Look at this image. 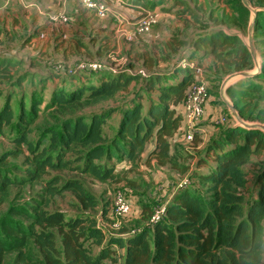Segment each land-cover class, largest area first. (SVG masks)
Here are the masks:
<instances>
[{"label": "trees", "instance_id": "trees-1", "mask_svg": "<svg viewBox=\"0 0 264 264\" xmlns=\"http://www.w3.org/2000/svg\"><path fill=\"white\" fill-rule=\"evenodd\" d=\"M222 1L231 13H222L219 18L213 14L215 9L206 10L204 4H199V8L208 12V20L213 25L244 29L246 22L234 17L239 0ZM255 1L264 7V0ZM145 5L152 10L150 3ZM261 13L263 17H257L253 30L262 38L261 45L264 46V10L258 15ZM194 20L197 29L190 35L189 46L192 49L186 54L202 51L210 56L208 68L216 81L250 67V52L237 36L216 29L201 33L202 28L198 27L201 24ZM155 22L156 18L152 26ZM188 25L192 22L188 21ZM82 47L86 57L92 54L87 45ZM98 51L99 47L95 52ZM137 54L143 58L144 65L152 68V63L146 58L147 53ZM262 56L264 58V51ZM79 62L78 59L69 66L61 61L50 62L42 76L41 80L58 76L76 82L86 74L99 75L97 81L79 82L69 91L53 88L50 104L55 108L64 110L79 100L98 102L112 98L116 93L127 90L132 79L124 74H131V69L124 72H112L107 68L83 69L70 73L71 67ZM19 66H22L20 59L1 53L0 84L14 82L16 78L12 80V75ZM188 68L180 69L182 73H175L174 79L167 81L157 73L155 81L147 83L150 90H156L154 96L157 101H149L146 109L140 102L124 109L118 117L116 133L110 140L103 134L101 116L94 115L88 124L79 117L63 122L60 133L51 131L47 146L41 145L40 140L32 144L26 135L29 124L34 121L37 105L31 103L30 111L26 112L24 105L19 103L16 119L19 133L13 139L14 149L0 157V211L9 201L7 213L0 217V264H108V260L115 263L117 258L121 262L118 264L263 262L264 133L258 129L226 126L223 137H215L203 156L197 155L194 169L206 168L200 174L193 173L198 182L192 181L194 178L189 174L190 187L184 185L174 191L156 222L151 217L161 206L156 202L150 208L147 203H141L140 214L147 222L134 231L125 232L124 227L119 232L108 234L90 214L97 205V198L85 190L79 178H65L57 173L66 169L100 182H124L126 187H131L134 180L121 175V170L115 172V164L125 160L130 167H135L148 151L149 144H153V148L149 150L147 160L153 157L158 165L175 169L178 153L171 151L170 140L183 119L177 106H182L194 78L193 71ZM103 72H111L112 75ZM28 76L33 78L35 74L24 72L17 76L15 83L20 85ZM238 83L240 85L232 87L229 92L240 116L250 121L258 120L264 116V106L259 105V102H264V63L257 74ZM14 114L7 95L3 106H0V128L9 125ZM24 144L29 151L24 162L29 165L24 169L26 175L16 180L9 177L1 165L6 164L9 155L16 157L22 154ZM74 147L84 152H79L77 159L66 157L74 152ZM112 157L115 161L109 163ZM254 157L261 167L256 174L254 192L249 194L246 192L249 184L244 166L256 164ZM35 184H39L37 189ZM15 186H26L27 192H33V195L29 194L20 203H15L16 195L11 196ZM66 191L72 194L74 201L71 207L79 210V214L67 216V211L57 203V197L64 196ZM107 210V207L101 208V221L112 224V206L108 221L105 219ZM58 236L61 237L60 242Z\"/></svg>", "mask_w": 264, "mask_h": 264}, {"label": "rangeland", "instance_id": "rangeland-1", "mask_svg": "<svg viewBox=\"0 0 264 264\" xmlns=\"http://www.w3.org/2000/svg\"><path fill=\"white\" fill-rule=\"evenodd\" d=\"M7 1L8 0H0V9L4 11L8 10L9 13H14L13 17H22L21 13H23V10H21L17 0H15L13 3L11 0L9 3H7ZM37 1V6H39V9L42 10L43 8L42 11L48 12L47 6L50 4V0ZM183 1V8H177L173 7V4L176 3L175 0H163L162 2L167 4L165 7L170 10L171 14L162 18V22H165L166 30L164 29V26H160L158 28L156 27V24L155 26L151 25V29H149L146 34H141L142 36H147L148 38H142L141 35H137L139 37V41L136 47L132 46L129 48L128 41H126L123 37H121L119 41L116 40L115 37L117 35L119 36V30L118 28H115L117 26H114L111 36L109 33L110 38L107 40L99 29L93 30L91 28V23L88 24V27L83 25L81 33L85 35L84 42L88 43L87 45L91 49L92 54H87L88 57H86L82 51L80 53L76 52V54H73L75 58L78 57L77 59H79L80 62H83V65L86 67L90 63H96V65L100 64L101 68H107L112 72H124L125 70L127 71L131 69V74L124 73L132 77L127 90L120 91L116 93L114 97L100 100L98 102L79 100L72 103L69 108L64 110L55 108L50 104V92L53 90V88L56 90L63 88L66 91H69L71 87L75 86V84L77 85L79 82L88 84L92 80L95 82L98 80L99 76H95L93 73L86 74L83 79H77L78 81L76 80V82L74 79L71 80L69 78H61L58 76H50V78L41 80L42 76L47 72L46 68L53 64V62L57 60L56 56L60 57L59 55H61L63 52L65 45H63L62 42H59L58 39H54L53 42H42V45H40L38 49L40 52L38 53L37 50L30 49L29 47H25V49H23L24 47L21 44V40L26 37L27 33H23V31H26V28L23 24H21V27L23 28H16V31L14 32L16 37L14 43L15 47H10V43H6L5 45L9 50L8 52L14 55L13 57H16L18 60L20 59V61H22V66H19L18 70L13 73L12 80L15 78L17 79V76L22 75L24 72H31L35 74V76L33 78L28 76L20 85L15 83L16 79L12 83H10L11 81H8L2 82L0 84V106H3L5 97L9 95L10 105L15 110V114L10 124L2 125L0 128V157L8 151L14 149L13 139L19 133V127L16 125V119L20 107L19 103L24 105L26 112L30 111L31 103L37 105L34 121L29 124V132L26 135L27 140L32 144H35L40 140L41 145L47 146L49 143V137L52 133L51 131L60 133L62 131L63 122L67 120L73 121L76 117H79L88 124L94 115L101 116L103 134L110 140L116 133L118 117L121 115L124 109L129 108L130 105L137 102H140L143 105V109H146L149 101H157L154 96L156 94V90H150L147 84L151 81H155V76H157V73H161L159 77H161V79L164 81L173 80L175 73L180 74L182 73L180 69L189 67L188 69L194 73L192 83H200L203 80V84L206 86L205 104L202 114L193 123L192 127L195 130L193 140L188 141L184 137L185 131L187 130V119L184 118L181 120V125L183 128L179 124L177 129L178 131L174 132L172 139L170 140L171 151L178 153L176 162L177 167L175 169L170 168L168 165H158L155 158L153 157H150V160H147V151L142 155L141 159L138 161V164L133 168L130 167V165L125 160L115 164V172L121 170V175H126L127 177H130L134 180V185L131 187H126L124 182H100L93 180L87 175L79 174L76 171L65 169L57 172L65 178H79L85 190L89 191L97 198V205L92 211H90V214L96 218L99 225L102 226V228L108 234L119 232L124 227L126 228L125 232L134 231L140 228L147 222V220H143L142 214H140L141 203H147L151 208V204L157 202L159 207L161 206L159 208L160 210L165 207L166 202L170 200L172 195H174L173 193L176 189L184 185L190 187L191 184L188 182L190 181L188 178L189 174L193 177V173L200 174L206 170V168L194 169L195 162L197 161V155L203 156V152L210 142L215 137L222 138V134L226 126L234 122V119L229 116L227 107L220 99L219 95L220 84L226 76L222 77L220 81H216L214 79V73H212L208 68L210 56L203 54L202 51H196L190 55L186 54L187 51L192 49V46H189L190 35L197 29L194 18L199 21V24H201L200 26L198 25V27L202 28L203 32L201 33L207 31L211 32L215 28L218 29V27L225 26L220 24L213 25V23L208 20V12H202V9L199 8V4H204L206 10L215 9L213 14L215 13V17L218 18L222 13H231V10L227 5L224 4L222 0L220 3L218 0H182L181 2ZM5 5H7L8 8H6ZM1 10L0 12L4 14L5 12ZM263 10L264 7L258 5L255 0H239V6L234 9L236 15L234 17L236 19L245 21L246 27H244V29L233 27V29H236V32L240 35L245 45L249 47L253 57L250 68L243 71H251L253 69L256 70V67L261 69L262 64L264 63V58L262 56L264 46L261 45L262 38L258 36L253 30L254 22L257 17H263L262 13L258 15V13ZM31 12V17L36 15V12ZM223 17L226 18L225 15ZM41 20L42 21L40 23L44 25L43 23L47 22V17H44ZM188 21L192 22V25L189 26ZM110 22L111 21H109V23ZM25 23L28 24L27 21H25ZM1 24L3 23L1 22ZM4 24H6L5 21ZM92 24H95V22ZM99 25H102V23ZM152 29L154 32H152ZM225 30L229 31L230 27L227 26ZM103 31H107V29H103ZM128 31L129 33L133 34L134 26ZM7 33L11 34L10 31ZM155 33L161 34V36H159V38H153L152 35H154V37H158ZM127 34H125V36ZM167 35L168 38L166 42L164 39ZM46 37L43 40H45ZM89 38L93 40L92 45H90L88 42ZM164 42H166V44ZM36 43L37 42H34V44ZM98 47L99 51L96 53L95 50ZM179 47L182 48L179 49ZM136 51L147 53L146 58L149 60V63H152V68L148 67L147 63V66L143 64V58L139 57L137 54L141 52ZM32 64H34V66L31 68L29 65ZM175 68L178 69L175 70ZM147 69L150 70V72H148ZM140 70H144L146 72H144L145 75L139 74ZM103 73H105V75H112L111 72ZM250 77L252 76L247 78ZM240 81H245V78H240L236 83L230 85L226 89L227 95L230 96L231 92H229V90L232 89V87H238V85H240L238 82ZM70 82L73 85H69L71 84ZM259 105L264 106V102H259ZM178 112L183 115V110L181 108H178ZM224 116L226 118H224ZM253 122L264 125V116H261L258 120ZM149 148H151L150 144L148 146V149ZM23 150L24 152L16 157L9 155L6 159V164L1 165L6 168L5 173L9 177L15 178L16 180H20L26 175L24 169L27 167V165H29L24 162V158L29 152L26 148V144L23 145ZM73 150L74 152L72 154H67L66 157L77 159L79 152H84L79 147H74ZM253 160L256 161L257 158L254 157ZM114 161L115 157H112L109 163H113ZM76 163L77 162H75V164ZM258 163L259 162L257 160L256 164H247L244 166L246 179L249 184L248 190H246V192L249 194L254 192L253 187L256 185V174L258 167H261V165ZM183 166L186 168H183ZM193 178L194 180L192 181L197 183L198 181L196 178ZM38 185L39 184H35V189H37ZM117 189H122L127 194L128 201L131 206L130 211L122 217L112 216V224L109 222L107 223L106 221H101V217H103L101 213L102 207H107L108 210L105 219H107V221L109 220L107 215H109L111 205L113 204V193ZM29 194L33 195V192L28 193L26 186L25 188L15 186L13 187L11 196L16 195L15 203H20L22 198L26 199ZM73 201V196L69 191L64 192V196L57 197V203L63 210L67 211V216L77 215L80 213L79 210L71 207V203H73ZM8 205L9 201L0 211V217L7 213L6 211ZM158 212L157 215H160ZM14 219L21 220V218L18 217H14ZM57 239L58 242L61 241L60 236H58ZM115 255H117V252ZM110 261L108 260V264L121 263L118 258L116 259L115 263H111ZM261 264H264V260Z\"/></svg>", "mask_w": 264, "mask_h": 264}, {"label": "crops", "instance_id": "crops-1", "mask_svg": "<svg viewBox=\"0 0 264 264\" xmlns=\"http://www.w3.org/2000/svg\"><path fill=\"white\" fill-rule=\"evenodd\" d=\"M14 1L15 0L13 1L11 0L12 3ZM162 1L163 0H104L108 8V13L106 17L100 18L97 17L93 11L84 7L81 4L80 0H50V4L47 6L48 12L42 11L43 8L42 10L39 9V6H37V2H38L37 0H17L21 10H23V13H21L22 17L20 16L13 17L14 13H9L8 10L4 11L0 9L1 11L5 12L4 14L0 12V54L2 53V55L14 56L10 52H8L9 50L5 45L6 43H10V47H15L14 43L16 37L14 35V32L16 31V28L19 29L23 28L21 27V24H23L26 28V31H23V33H27L26 37H24L21 40V44L24 47L23 49H25V47H29L30 49L37 50L38 53L40 52L38 49L39 46L42 45V42H47V41L53 42L54 39L56 40L58 39V41L62 42V44L65 45V47L63 48V52L61 53V55H59L60 57L56 56L57 60L55 61V63L61 61L63 63H67V66L74 64L75 61L78 60L77 59L78 57L75 58L73 56L74 53L76 54V52L78 51L80 53L81 50H85L84 47L82 46L87 45L88 43L84 42L85 35L81 33V30L83 29V25L88 27L89 23H91L92 25L91 28L93 30L99 29L104 34L107 40L108 38H110L109 33L111 36V32L114 26H117L115 28H118L119 30L118 33L120 37L117 35L115 37L116 40L119 41L120 38L123 37L126 41H128L129 48L132 46L136 47L139 41V37L137 38L135 37L134 39L129 40L125 38L126 37L125 34L129 33L128 30L134 26V23H136L140 15L139 14L140 10L143 8L150 9L145 5V3H150L152 10L155 11L156 22L154 23L153 26H155V24L156 27L158 28L160 26H164V29L166 30L165 22H162V18L164 16H169L171 14H170V10L167 7H165V5L167 4L163 3ZM181 1L182 0H175L176 3L173 2L174 3L173 7L183 8L182 5L184 1L183 2ZM9 2L10 0L7 1V3ZM5 7L8 8L7 5H5ZM31 11L36 12V15L31 17L32 14ZM55 13L66 14L67 21L62 22L60 20L57 21L50 20V15ZM44 17H47V22L43 23L44 25H42L40 22L42 21L41 19ZM4 21L6 22V24H4ZM25 21H27L28 24L25 23ZM109 21L111 22L109 23ZM1 22L3 24H1ZM93 22H95V24H92ZM100 23H102V25H99ZM223 27L227 28V26H223ZM103 29H107V31H103ZM230 30L236 31V29H233L232 26L230 27ZM8 31H10L11 34L7 33ZM152 32H154L153 29ZM155 34L158 37H154V35H152L153 38H159V36H161V34L158 33ZM45 37L46 39L43 40ZM141 37L148 38L147 36L145 37L142 35ZM167 38L168 35L166 36L164 41H166ZM34 42L37 43L34 44ZM88 42L90 43V45L93 44V40L91 38H89ZM29 66H31L32 68L34 65H29ZM126 73H130V72H126ZM178 106L177 108L182 109V106L181 107ZM228 127L233 128V127H237V125L235 122H233ZM150 146L151 148L149 149L147 148L148 152L153 148V144L152 145L150 144Z\"/></svg>", "mask_w": 264, "mask_h": 264}, {"label": "built area", "instance_id": "built-area-1", "mask_svg": "<svg viewBox=\"0 0 264 264\" xmlns=\"http://www.w3.org/2000/svg\"><path fill=\"white\" fill-rule=\"evenodd\" d=\"M81 4L87 9L93 11L95 15L100 18L106 17L108 13V8L106 2L100 0H80ZM139 17L134 25L133 34L128 33L126 38L131 40L133 37L137 35L144 34L151 29L152 22L154 18H156L155 11L143 8L140 10ZM50 20L57 21L60 20L62 22L67 21V15L64 13H55L50 15ZM83 62H79L75 66L71 67L69 70L70 73L81 71L83 69L90 70H102L100 64L96 65V63H90L87 67L83 65ZM183 65V64H182ZM184 66V65H183ZM74 69V70H73ZM142 75H145L143 70L139 71ZM205 96H206V86L203 84V80L200 83H192L189 86V90L186 93L184 100L182 101V110H183V118L187 119V130L185 131L184 137L186 140H193L195 130L193 129V123L196 121L199 116L203 112V107L205 104ZM113 204L112 206V214L115 217H122L130 211V203L128 201V196L122 189H117L113 193ZM165 210V207L162 209H158L155 212V216H152V221L156 222L159 220V216L157 212L162 214Z\"/></svg>", "mask_w": 264, "mask_h": 264}, {"label": "water", "instance_id": "water-1", "mask_svg": "<svg viewBox=\"0 0 264 264\" xmlns=\"http://www.w3.org/2000/svg\"><path fill=\"white\" fill-rule=\"evenodd\" d=\"M215 29L216 30H221L225 34L229 33L230 35L237 36L242 41V43L245 45V43L243 42L242 38L240 37V35L236 31H231V30L228 31V30H225L224 27H218V29L217 28H215ZM246 48L250 52L251 60H252L253 59L252 52H251V50L249 49L248 46H246ZM247 69H249V68H247ZM243 70H245V69H243ZM243 70L234 71V72H232L230 74H227L226 77H224V79L222 80V82L220 84V87H219L220 99L226 105L229 116L234 119V122L236 123L237 126H241L243 128H248V129H258V130H260V131H262L264 133V125L263 124H259L257 122L246 120V119H244V118H242L240 116L239 111L237 110L234 102L232 101L230 96L227 95V93H226V91H227L226 89L230 85H232L233 83H236L240 78L244 79V78H247L249 76H253V75L257 74L259 72L260 68L256 67V70L253 69L251 71H243ZM227 126H230V125H227Z\"/></svg>", "mask_w": 264, "mask_h": 264}, {"label": "bare ground", "instance_id": "bare-ground-1", "mask_svg": "<svg viewBox=\"0 0 264 264\" xmlns=\"http://www.w3.org/2000/svg\"><path fill=\"white\" fill-rule=\"evenodd\" d=\"M237 127H239V126H237Z\"/></svg>", "mask_w": 264, "mask_h": 264}, {"label": "clouds", "instance_id": "clouds-1", "mask_svg": "<svg viewBox=\"0 0 264 264\" xmlns=\"http://www.w3.org/2000/svg\"><path fill=\"white\" fill-rule=\"evenodd\" d=\"M260 71V70H259Z\"/></svg>", "mask_w": 264, "mask_h": 264}]
</instances>
